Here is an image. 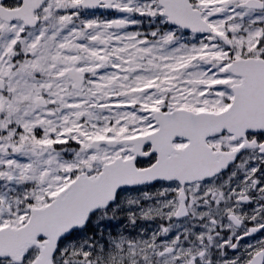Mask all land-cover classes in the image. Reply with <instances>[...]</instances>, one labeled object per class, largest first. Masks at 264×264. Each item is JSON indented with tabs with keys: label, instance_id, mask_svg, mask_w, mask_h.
Masks as SVG:
<instances>
[{
	"label": "snow or ice",
	"instance_id": "obj_1",
	"mask_svg": "<svg viewBox=\"0 0 264 264\" xmlns=\"http://www.w3.org/2000/svg\"><path fill=\"white\" fill-rule=\"evenodd\" d=\"M0 264H264V0H0Z\"/></svg>",
	"mask_w": 264,
	"mask_h": 264
}]
</instances>
